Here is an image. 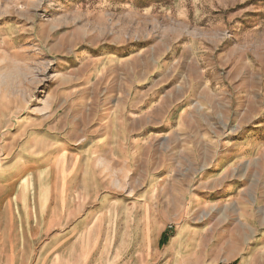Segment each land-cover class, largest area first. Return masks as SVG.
Returning <instances> with one entry per match:
<instances>
[{"label":"rangeland","instance_id":"374dc122","mask_svg":"<svg viewBox=\"0 0 264 264\" xmlns=\"http://www.w3.org/2000/svg\"><path fill=\"white\" fill-rule=\"evenodd\" d=\"M241 261L264 0H0V264Z\"/></svg>","mask_w":264,"mask_h":264},{"label":"trees","instance_id":"16d2710c","mask_svg":"<svg viewBox=\"0 0 264 264\" xmlns=\"http://www.w3.org/2000/svg\"><path fill=\"white\" fill-rule=\"evenodd\" d=\"M167 241V236L165 234H162L160 239V244H164Z\"/></svg>","mask_w":264,"mask_h":264},{"label":"crops","instance_id":"0c3cea01","mask_svg":"<svg viewBox=\"0 0 264 264\" xmlns=\"http://www.w3.org/2000/svg\"><path fill=\"white\" fill-rule=\"evenodd\" d=\"M239 264H242V261H241V262H239Z\"/></svg>","mask_w":264,"mask_h":264}]
</instances>
